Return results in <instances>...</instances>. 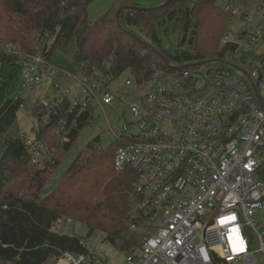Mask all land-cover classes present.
<instances>
[{
  "label": "built area",
  "instance_id": "obj_1",
  "mask_svg": "<svg viewBox=\"0 0 264 264\" xmlns=\"http://www.w3.org/2000/svg\"><path fill=\"white\" fill-rule=\"evenodd\" d=\"M222 6L231 13L229 25L235 15L247 22L237 37H223V58L155 66L148 77L136 80L139 100L126 108L133 118L123 126V131H135L116 135L126 142L117 148L114 162L118 171L135 170L132 186L148 228L140 247L124 248L116 240L126 254L124 264H259L246 225L256 233L257 251L264 258V224L255 218L264 209V182L258 175L264 168V48L249 59L264 40V24H253L258 8L243 10L240 0ZM225 65L246 73L249 82ZM22 75L25 80L14 97L23 100L20 108L30 99L26 91L36 92L45 77L59 91L65 78L81 87L82 95L70 99L67 113L60 116L62 141L69 140V122L74 125L85 111L104 109L116 98L108 88L116 78L112 74L59 69L43 50L24 56ZM60 101L55 97L45 104L55 108ZM35 114L48 123L42 108L36 107ZM22 137L32 145L33 162L43 168L52 158L49 145L35 146V137ZM61 221L54 229L63 228ZM89 256L66 251L50 264H85Z\"/></svg>",
  "mask_w": 264,
  "mask_h": 264
},
{
  "label": "trees",
  "instance_id": "obj_2",
  "mask_svg": "<svg viewBox=\"0 0 264 264\" xmlns=\"http://www.w3.org/2000/svg\"><path fill=\"white\" fill-rule=\"evenodd\" d=\"M91 2L0 0V139L15 123L23 101L12 98L9 90L22 74L27 54L43 50L51 61L52 52L60 49L80 64L83 74L99 71L118 77L130 70L141 81L155 66L219 60L227 49L221 48V41L231 13L217 0H165L152 6L136 0H113L111 8L94 21L89 15ZM172 20L181 26L180 49L175 55L162 51L157 34L158 26ZM69 100L64 96L55 108L45 103L37 106L48 114L49 121L37 116L38 124L32 130L34 145L45 143L58 149L54 148L57 151L43 168L33 162L32 145L24 137L5 139L0 159V264H50L66 251L91 254L83 236L54 229V223L63 218L85 224L89 235L100 230L105 239L120 240L124 248L142 244L148 227L140 211L135 215V170L115 168V152L126 142L122 138L107 148L99 138L90 141L61 173L52 191L41 197L92 118L87 110L74 125L69 122L68 141L56 137L54 142L46 141L56 132L60 116L67 113Z\"/></svg>",
  "mask_w": 264,
  "mask_h": 264
},
{
  "label": "rangeland",
  "instance_id": "obj_3",
  "mask_svg": "<svg viewBox=\"0 0 264 264\" xmlns=\"http://www.w3.org/2000/svg\"><path fill=\"white\" fill-rule=\"evenodd\" d=\"M139 4L145 6L157 5L162 3L165 0H136ZM226 0H217V4L220 6ZM242 9L247 10L248 12L258 8L256 13L251 17V22L253 24L263 23L264 19L262 15L264 14V6H261V0H240ZM113 0H92L89 5V15L92 21L97 20L102 16L106 11L111 8ZM247 26V22L243 21L239 15L233 17L232 23L227 27L224 32V38H230L231 34L233 37H237L240 32H242ZM180 23L177 20H172L166 22L164 26H158L157 34L161 40V47L164 53L169 52L172 55H175L179 48V34H180ZM193 27V23L192 26ZM190 35V33H189ZM188 35V36H189ZM53 38L49 39L48 47L51 46ZM147 41H149L147 39ZM72 45L76 46V41L73 39ZM187 45L182 47L186 49ZM264 40H259L255 47L249 53V59L253 58L255 55H258L263 51ZM166 51V52H165ZM51 63L57 66L59 69L66 71H72L75 73H80L81 66L76 63L73 58L61 51L56 49L52 52ZM233 74L242 78L245 82H249V76L231 65H225ZM131 80V85H126V80ZM24 76L20 74L18 78L13 82L9 95L14 98L15 95L19 92L23 82ZM67 87H70L72 90L69 94L63 93ZM77 87V88H76ZM109 90L116 95L115 100L112 104L104 106V109L94 107L92 118L89 123L83 128L77 137L75 144L68 151L65 158L61 162L57 172L51 177L49 182L44 186L41 191V197L47 196L54 186L57 184L61 173L68 168L71 162L76 158L80 151L85 148V146L95 138L100 139V143L104 148L109 147L116 141V135L125 134L128 135L135 131L134 128H130L128 131H123V126L129 124L132 121L131 113L126 109L131 103L137 102L139 100V88L136 84L135 76L130 70L122 73L115 78L114 82L109 85ZM82 95V89L80 86H77L76 82L72 79L65 78L62 81L60 91L53 85L50 84V79L45 77L42 83V86L36 90V92L31 93L26 91L24 97L30 98L29 101L25 102V107L20 108L17 113V119L15 123L8 129L4 138L0 139V159L5 151L6 144L5 139L9 137H21L27 135L28 137H35L32 130H34L38 124L37 115L35 114V108L38 105L49 102L51 99L58 97L62 99L64 96H68L69 99H79V96ZM59 131H53L46 141L54 142L55 137L60 139ZM50 140V141H49ZM54 146V145H53ZM52 147V146H51ZM50 147V148H51ZM56 146L51 148V151H57ZM259 177L264 182V168L258 171ZM136 195L137 209L135 212L136 216H139V195L134 191ZM255 218L259 223L264 224V209L258 212L255 215ZM63 232L71 235H80L84 237V242L90 249L89 259L85 264H94L93 258L101 259V264H124L126 261V254L124 251L113 243L109 239H105V234L100 230L94 231L89 235L88 227L78 221H72V223L67 222V218H63L61 221ZM245 231L251 239V250L256 252V258L259 264H264V258L260 252H258L259 243L256 237V233L251 228V226L246 225ZM141 241L140 237L138 239ZM237 264H244L243 262Z\"/></svg>",
  "mask_w": 264,
  "mask_h": 264
},
{
  "label": "water",
  "instance_id": "obj_4",
  "mask_svg": "<svg viewBox=\"0 0 264 264\" xmlns=\"http://www.w3.org/2000/svg\"><path fill=\"white\" fill-rule=\"evenodd\" d=\"M160 55H162L160 52H159Z\"/></svg>",
  "mask_w": 264,
  "mask_h": 264
}]
</instances>
